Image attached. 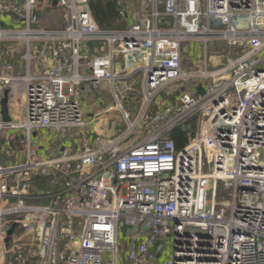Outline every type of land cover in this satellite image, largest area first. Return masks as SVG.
Masks as SVG:
<instances>
[{
	"label": "built area",
	"instance_id": "obj_1",
	"mask_svg": "<svg viewBox=\"0 0 264 264\" xmlns=\"http://www.w3.org/2000/svg\"><path fill=\"white\" fill-rule=\"evenodd\" d=\"M144 4L150 16L143 10L125 30H103L91 0H58L64 26L49 30L39 0H0V245L8 264H264V0ZM3 16L19 28H3ZM189 43L202 45L189 55L203 63L197 73L183 68ZM139 74L136 121L122 109L128 132L92 142L82 85L107 84L118 106L119 85ZM20 85L23 118L10 112L5 123L4 92ZM178 129L187 139L181 150L171 137ZM72 131L79 145L60 148ZM35 179L48 187L35 190ZM219 190L228 203L217 202Z\"/></svg>",
	"mask_w": 264,
	"mask_h": 264
},
{
	"label": "crops",
	"instance_id": "obj_2",
	"mask_svg": "<svg viewBox=\"0 0 264 264\" xmlns=\"http://www.w3.org/2000/svg\"><path fill=\"white\" fill-rule=\"evenodd\" d=\"M3 1L8 2L10 0H3ZM15 1L18 4H22L24 2V0H15ZM52 1L53 0L47 1L48 2L47 3L48 8H46V9H49L51 12H54V11H57L58 9L54 8L52 6ZM120 1H121V9H124L125 7L128 8L129 17H127V15H125L123 17L121 15H119V24L123 25V27H121L119 29H115V30H125L128 27V25L133 22L132 16L134 14L142 13L143 10H145V12L146 11L151 12L150 6L148 4L147 5L144 4L146 2V0H120ZM117 10L119 11V8H117ZM58 11L61 13L60 22H58L60 25L58 26V24H56L57 26L54 28H46L45 27L46 29L55 30V29L63 28L64 25L62 22V11H60V10H58ZM147 12H146V14H147ZM38 15H39V11H38ZM148 16H150V14ZM39 17H40V15H39ZM48 20L51 21L52 19H48ZM5 22H7L9 25H13V26H6ZM2 26L5 29H11V28L17 29V28H19L17 25L14 24L11 16H3L2 17ZM23 51H24V47L17 49V52H16L17 54L15 57H16V61H17L18 65H21L19 56ZM194 54L196 55L197 52L195 51ZM196 62H198V61L196 60ZM133 68H134V66H132V65L128 66L129 71H131ZM124 83H127V81H125ZM107 86H108L107 84H104L102 86V88H104L106 90V92L107 91L110 92V90L108 89ZM82 89H83L82 108H83L84 115H87V117H88V119H85L86 124H87L86 130H87V134L89 133L88 136L90 137L91 141L94 142L98 139H101L98 137L104 136V135H111L112 136V133H113L112 130L106 129V128L103 129V127H104V122L108 118L112 117L113 115H115L118 112L117 110H116L117 112L114 111V109H113L114 105H111V103H110L111 100L115 99L114 94L113 93L105 94L104 91L99 93L98 91H100L101 89L100 90L95 89L88 82H86L82 85ZM22 92H24V86L23 85L11 86L5 90L4 96L2 99V101H3L5 96H6V98L8 100L9 111L11 112V114H13L14 118H16V119H22L23 118V112H22V106H21V104L23 102ZM108 95H111L112 98L107 97ZM104 98L109 100V102L107 104L103 103ZM114 102L117 105L116 99ZM119 103H121V105H124V103L121 102V100L118 101V104ZM116 105H115V107H116ZM124 109H125V111L129 112L125 107H124ZM98 117H100V121H99ZM88 128H91L90 132H88ZM90 133L94 134L92 136L93 140H92ZM140 135H141V137L139 136L140 138L144 137L142 134H140ZM79 142H80V137L78 135V131H72L67 135V137L65 139L60 140L59 145H60V148L68 147V146L76 148L77 145H79ZM55 151H57V150H55ZM37 180L39 181V184H37L35 186V190H43V189H46L48 187V184L47 185L45 184L46 181H44L42 179H37ZM5 263H6V258L4 259L3 264H5Z\"/></svg>",
	"mask_w": 264,
	"mask_h": 264
},
{
	"label": "rangeland",
	"instance_id": "obj_3",
	"mask_svg": "<svg viewBox=\"0 0 264 264\" xmlns=\"http://www.w3.org/2000/svg\"><path fill=\"white\" fill-rule=\"evenodd\" d=\"M11 2L15 0H10ZM48 0H39V5H40V10H39V15L40 18L42 20V26L46 27V28H54L56 27L58 24V26L60 25L58 22H60V17H61V13L57 10L54 12H51L47 6V2ZM118 2V1H117ZM46 9V10H45ZM147 12V11H146ZM134 13V12H133ZM151 14V12H147V15ZM48 19H52L51 21H49ZM58 20V21H57ZM6 26H13V25H9L7 22H5ZM185 46V45H184ZM183 46V47H184ZM188 51H186L185 53H183V68L186 72L188 73H197L202 67H203V63L200 61V59L196 58L195 56H191L189 57V55L192 53V51L194 49H199L200 53L203 52L202 51V45L201 44H191L189 43L187 46ZM211 47V46H210ZM222 48H218V51L221 52ZM196 60L198 62H196ZM118 64V63H117ZM120 67H122V62ZM141 74H139L137 77H135L134 79L128 80L127 83H124L123 85H119V92H118V96L119 99L121 100V102L124 103V105H121V108H117V106L115 107V99L111 100L110 103L111 105H114L113 109L114 111H116L117 113L115 115H113L112 117L108 118L105 122H104V128L106 129H110L112 130V136L111 135H104V136H100L98 139L100 141H102L104 144H109L110 142L118 139L119 137L125 135L128 132V124L126 123L124 117H123V112H121L120 110H125L124 107L130 112L129 116L133 117L132 122L136 121L137 117H138V113L140 111V109L142 108V102H143V98H144V84L141 78ZM105 94L108 93H112L110 92H106V90L104 88H102L100 92H103ZM107 97H111V95H108ZM109 102L108 99L104 98V104H107ZM113 102V103H112ZM141 104V106H140ZM140 106V107H139ZM86 114V113H85ZM85 119H88L87 115H85ZM99 121H100V117H98ZM97 125V124H96ZM95 126V125H94ZM115 126V127H114ZM93 127V126H92ZM91 127V128H92ZM91 128H88V132L91 131ZM142 130V129H141ZM140 131V130H139ZM141 133V131H140ZM140 133L138 134H133L131 135L128 140L125 142L124 147L131 145L137 141H139L140 139L138 138L139 136L141 137ZM8 134V131H4L2 133V137H6ZM89 135V133H88ZM91 137L94 135L93 133H90ZM33 137H36V133H33ZM93 140V137H92ZM37 184H39V181L37 179H35V181L32 183L33 186H36ZM222 185V184H220ZM217 202L219 204H223V203H228L229 202V197L227 195V193L224 194H220V190L218 191V195H217ZM19 229H17L18 231ZM125 232L126 229L124 226H121L120 228V233H121V241L123 242L125 239ZM4 255L0 256V264H3L4 262ZM9 259L6 258V263L8 264Z\"/></svg>",
	"mask_w": 264,
	"mask_h": 264
},
{
	"label": "trees",
	"instance_id": "obj_4",
	"mask_svg": "<svg viewBox=\"0 0 264 264\" xmlns=\"http://www.w3.org/2000/svg\"><path fill=\"white\" fill-rule=\"evenodd\" d=\"M118 0H91L92 15L96 23L103 30H115L123 27L119 24V13L117 10ZM184 130H176L171 137L176 140L177 150H181L187 144Z\"/></svg>",
	"mask_w": 264,
	"mask_h": 264
},
{
	"label": "water",
	"instance_id": "obj_5",
	"mask_svg": "<svg viewBox=\"0 0 264 264\" xmlns=\"http://www.w3.org/2000/svg\"><path fill=\"white\" fill-rule=\"evenodd\" d=\"M57 4H58V0H53L52 1V6L54 8H57ZM197 91L199 92V94L203 95L204 94V90L202 89L201 86L197 87ZM1 106H2V117H3V122L5 123H9L11 122L12 118L10 116V111H9V108H8V100L5 96L4 100L2 101L1 103ZM16 224H14L11 228V230L8 232V236L7 238L5 239L4 241V245H5V248L8 249L9 248V245H10V242H11V239H12V235L14 234L15 232V228H16Z\"/></svg>",
	"mask_w": 264,
	"mask_h": 264
},
{
	"label": "bare ground",
	"instance_id": "obj_6",
	"mask_svg": "<svg viewBox=\"0 0 264 264\" xmlns=\"http://www.w3.org/2000/svg\"><path fill=\"white\" fill-rule=\"evenodd\" d=\"M117 108H121V105H118ZM4 255L3 247L0 245V256Z\"/></svg>",
	"mask_w": 264,
	"mask_h": 264
}]
</instances>
